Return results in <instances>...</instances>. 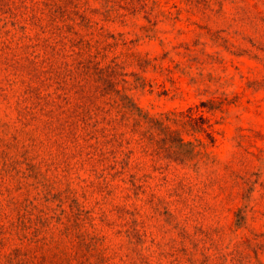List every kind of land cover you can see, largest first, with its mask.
Returning a JSON list of instances; mask_svg holds the SVG:
<instances>
[{
    "label": "rangeland",
    "instance_id": "1",
    "mask_svg": "<svg viewBox=\"0 0 264 264\" xmlns=\"http://www.w3.org/2000/svg\"><path fill=\"white\" fill-rule=\"evenodd\" d=\"M62 38L108 45L153 116L204 103L207 156L120 175L51 133L27 91H55L31 61L62 67ZM0 243V264H264V0H0Z\"/></svg>",
    "mask_w": 264,
    "mask_h": 264
},
{
    "label": "trees",
    "instance_id": "2",
    "mask_svg": "<svg viewBox=\"0 0 264 264\" xmlns=\"http://www.w3.org/2000/svg\"><path fill=\"white\" fill-rule=\"evenodd\" d=\"M51 8L59 16L65 13L61 7ZM63 40L59 41L63 44L60 51L59 43L52 49L53 56L62 54V67L55 68L46 50L31 61L35 66L30 69L32 78L40 79L43 87L56 86L55 91L45 94L40 86L27 91L34 98L35 108L40 107L48 117L47 129L51 133L78 146L89 161L98 165L111 162V170L118 167V158L123 156L120 175L132 166L133 159L136 167L151 163L153 168H168L207 156V146L214 145L215 138L201 110L206 107L204 103L153 116L129 95L131 90L145 89L149 83L137 73H127L119 57L109 59L108 45L100 47L99 42L93 45L80 38L68 46ZM150 63L138 59L142 72ZM130 77L134 78L132 82ZM130 178L131 184L139 187L137 174ZM4 247L0 243V250Z\"/></svg>",
    "mask_w": 264,
    "mask_h": 264
}]
</instances>
